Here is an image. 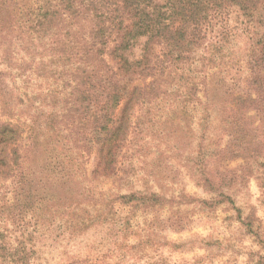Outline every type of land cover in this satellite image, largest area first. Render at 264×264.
Masks as SVG:
<instances>
[{"label":"trees","instance_id":"1","mask_svg":"<svg viewBox=\"0 0 264 264\" xmlns=\"http://www.w3.org/2000/svg\"><path fill=\"white\" fill-rule=\"evenodd\" d=\"M244 38L245 88L222 113L228 144L242 150L245 137L258 130L257 126L248 130L243 121H264V0H0V43L16 44L27 57H22V63L29 60L28 71L55 78L64 88L60 106L28 112L20 124L10 112L9 72L0 68V182L10 180L12 186L10 198L0 200V264H28L32 250L26 242L36 231L29 225L26 231V223L19 219L35 213L47 197L46 187L52 200H57V186L64 189L75 178L73 161L82 158V153L96 151L93 177L121 180V174L127 173L121 163L126 156L122 150L131 134L128 144L135 142L133 134L153 127L158 113L166 121L185 119L189 106L201 101L200 90L215 101L219 94L211 97L208 77L192 75V64L196 58L203 68L218 59L227 64L236 54L234 46ZM3 59L10 66L12 58ZM229 92L226 89L223 94ZM43 123L49 129L46 136L62 137L68 147L81 149L76 150L77 160L66 151L54 152L61 144L47 140L41 132ZM141 123L146 126L139 129ZM201 143L197 146L200 153ZM197 158L198 181L214 196L196 201L233 204L224 192V187H232V180L209 174L205 160ZM86 191L81 186L77 195L63 196L76 203L66 209L80 207L87 212L85 218L77 216L76 221L72 215L73 219L61 218L56 223L53 219L51 225L76 235L113 220V202L133 211L164 202L159 193L146 187L118 193L108 207L100 205L89 213L82 207ZM3 214L14 225L12 229L5 226ZM9 230L17 234L7 239Z\"/></svg>","mask_w":264,"mask_h":264},{"label":"rangeland","instance_id":"2","mask_svg":"<svg viewBox=\"0 0 264 264\" xmlns=\"http://www.w3.org/2000/svg\"><path fill=\"white\" fill-rule=\"evenodd\" d=\"M230 17L234 18V14ZM238 41L242 42L234 46L236 54L227 64L218 59L215 65L203 68L198 58L192 64V75L200 79L203 74L208 77L206 85L210 82L211 97L219 94L215 101L207 99L200 90L201 101L189 106L185 119L166 121L165 115L158 113L153 118V127L133 134L135 142L128 144L130 135L122 150L126 156L121 158V163L124 162L127 173L120 171L121 180L113 176L93 177L96 151L92 149L73 161L75 178L63 186L64 189L57 186V200H52L46 187L47 197L39 203L35 213L19 219L26 223V231L29 228L36 231L26 242V247L32 250L28 264L76 261L84 264H264V121L258 122L256 118L243 121L248 130L256 126L258 130L249 132L242 143L246 149L242 150L228 144L222 116L225 106L234 102L233 96L241 94V89L245 88L246 39ZM0 47L4 50L0 51V68L9 72L6 84L15 122L22 124L28 112H46L62 104L64 88L58 80L37 77L33 69L28 71L29 60L22 63L25 55L16 44L9 46L8 41H2ZM135 52L138 54L139 46ZM4 57L5 60L12 58L10 66L4 65ZM226 89L230 92L223 94ZM41 126V132L45 136L46 132L49 134L44 123ZM142 126L146 125L141 123L139 129ZM46 138L61 144L54 152L64 154L66 151L77 160L79 147H68L62 137ZM200 141L204 147L201 153L197 150ZM196 156L200 161L205 160L203 164L209 174L232 180V187L228 190L224 187V192L231 196L233 204L223 202L210 206L196 201L210 200L214 196L198 181ZM0 184V200L10 198V180ZM81 186L86 187L88 194L83 198L82 207L89 213H94L100 205L108 207L107 203L118 193L146 187L159 193L164 202L142 211L113 202V220L70 235L68 230L51 225L50 221L73 219L72 215L77 221L87 216L80 207L72 208L76 203L63 198L77 195ZM66 205L72 207L66 209ZM2 216L5 226L12 229L14 225L9 218ZM16 234L9 230L7 239Z\"/></svg>","mask_w":264,"mask_h":264}]
</instances>
